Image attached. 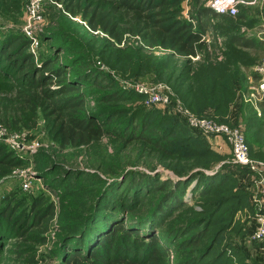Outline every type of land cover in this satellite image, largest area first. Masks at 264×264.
Here are the masks:
<instances>
[{
    "label": "rangeland",
    "instance_id": "1",
    "mask_svg": "<svg viewBox=\"0 0 264 264\" xmlns=\"http://www.w3.org/2000/svg\"><path fill=\"white\" fill-rule=\"evenodd\" d=\"M130 1L149 16L138 27L136 11L121 0H0V264H78L68 259L77 252L82 264H264V240L251 233L264 213V184L234 162L225 135L189 121L192 115L237 130L249 156L264 163V92L253 89L264 59V0L249 11L237 8L247 16L237 34L254 43L237 52L249 54V62L228 53L232 48L214 26L195 57L173 56L148 40L176 20L195 27L196 8L210 0ZM104 18L115 24L120 40L103 31ZM202 65L226 68L216 83L230 92L221 95L216 83L197 84L204 82ZM80 75L89 76L80 86L85 108L99 117L104 132L89 144L61 148L51 131L57 113L41 90L56 91L59 80L78 81ZM177 80L195 86L194 92L187 88L189 99L198 97L192 108L176 95ZM136 86L154 88L167 103H149ZM168 130L175 132L172 141L163 139ZM198 177L225 183L201 193L194 188ZM188 181L183 197L154 215ZM37 208L45 209L38 222ZM231 216L230 227L206 251ZM109 220L135 227L144 221L137 229L143 244L121 235L98 246L111 230ZM147 232L157 240L151 248Z\"/></svg>",
    "mask_w": 264,
    "mask_h": 264
},
{
    "label": "trees",
    "instance_id": "2",
    "mask_svg": "<svg viewBox=\"0 0 264 264\" xmlns=\"http://www.w3.org/2000/svg\"><path fill=\"white\" fill-rule=\"evenodd\" d=\"M121 1L124 2L125 5L129 6L130 8H132L136 11L135 17L137 18V23H138L137 27L140 25L139 24L141 22L140 19H142L143 17L144 18L149 17L148 15H144V14H142V12H139L140 10H143V9L139 8L141 6L140 3H138L136 6L135 3H133V1H130V2H129V0H121ZM174 4L176 5L177 3L176 2H170V4H169L170 8L175 9V11H177L178 8ZM167 9H168V7H167ZM167 9H166V11L169 12ZM194 15L197 18V27L195 29H192V26L189 23H187L185 20L180 19V20H176L174 23H172V25L170 27L161 26V27L157 28L155 31L150 32V34H148L149 35L148 40L151 43L159 46L160 48H162L164 50H166L169 54H171L173 56L186 57V58H188L189 56L195 57L196 55H198L199 50L203 49L205 47L206 40H205V37H202V36L205 33V31L208 29L207 28L208 25H212L210 23V21L213 18H218L219 22L215 23L213 25L215 28L214 30L216 31L217 34L220 33L221 35H223L225 37V40L228 42L229 48L230 47L232 48L233 51H229L228 53L230 54L232 52V53H235L236 55L237 54L244 55V61L249 62V54H245L241 50L237 52V50H239V48H245L246 49V48H250V47L254 46V43L249 38H247V37L244 38L243 36H239L237 34V28L241 24L240 23L241 19L242 18L247 19V16H242V14H240V13L239 14L237 13L236 16L218 15V14L214 13L210 8L204 7V6L197 7ZM245 15H247V12ZM168 21H170V20H168ZM100 23L102 25L103 31H106V32L113 34L116 39L120 40L121 37L112 32L115 29V24L109 22L105 18L103 19V22H100ZM137 30L143 31L144 28L141 26ZM22 43H24V42H22ZM245 65H247V64H245ZM204 67L205 66L202 65V66H200V68L198 70L199 71L198 72L199 80L201 79L204 82L199 81V82H197V84L198 83L199 84H203V83L215 84L217 80L221 79L223 72H229L226 68H223V67L216 68V69H214V68L206 69ZM60 71L61 70H59V69H55L53 71V73H55L56 75H61ZM62 74H64V73H62ZM88 77L89 76L80 75L79 76L80 82H79V79L77 81V80H75V78L68 80V81H66L65 79H61V80H59V87L56 91L51 90V91H48L49 92L48 93L47 90H41V93L48 98V100H47L48 108L51 109L52 113H55V114L57 113V115H56L57 120L55 123L52 124L51 131L53 133L54 139L58 142V144L61 148L86 145V144H89L91 141L100 138L103 135L104 128H103V124H102L101 120H99L98 116L90 113V111H87V109L85 108L84 93L81 92V90H80L81 85L88 84V82H87ZM42 79H43V76L40 77V80H42ZM192 84H195V83H192ZM183 86H188V87L182 88ZM173 87L176 90V92H175L176 95H178L181 98L182 102L187 103V105L184 104L185 106L192 108L191 105L196 104V100L198 99V97H196V96L194 97V94L192 95V98L189 99L190 90L193 92L196 91L194 85L192 87L191 84L190 85L184 84L183 82L177 80V83H175V85H173ZM187 88L189 90V93H187ZM214 89L221 92V95H224V93L230 92V91H228L229 88L227 86H224V85L218 84V83L215 84ZM119 90L121 91V89H119ZM57 95H59V97L54 99V97H56ZM220 97H223V96H220ZM214 99H215V97H214ZM188 102H190V105ZM262 105L264 106V102H262ZM172 107L173 106L171 105L170 108H172ZM196 113H198V112H196ZM144 115H146V114H144ZM164 117L165 118H163V121H166L168 118L166 116H164ZM144 119H147L146 116L144 117ZM145 124L147 125V124H149V122H145ZM187 126L189 128H191L188 124H187ZM172 128H177V127L173 126ZM143 129L144 128H142V131H143ZM168 131L169 132H166V134H164L163 139L166 141H172V139H174L172 137H174L175 132L172 130H168ZM141 135L143 137H146L143 134H141ZM184 137H187V136H184ZM3 163L7 164L8 162L3 161ZM242 168L245 169V172H244L245 175H249V174L254 175V172L251 171L248 167L242 166ZM217 177H216V179H219ZM197 179H198L197 180L198 184H196L194 188L199 189V191L201 193H203L204 189L205 190L212 189L213 187H216L217 185L218 186L220 184L222 185L223 181H225V180H223L220 184H218L219 181L215 180L214 178L211 179V178L198 177ZM189 182L190 181L184 183L179 191L176 190V194L174 196H173V193L170 194L169 196H167L166 199L163 200L164 202H163L162 206L157 207L158 210L154 215L158 214V216H159L162 213L163 209L167 210L172 203H175L176 196L179 199L181 197H183L184 190H185L184 188L187 187ZM158 186L165 187L164 184H162V185L160 184ZM176 186H178V185H176ZM163 187H161V188H163ZM178 187H180V186H178ZM174 189H175V187H174ZM43 210H45V209L37 208L36 213H35V217H34V220H36V222H38L39 219L43 216V212H42ZM218 210L219 209L217 207L214 208L213 210H211V212H212L211 216H213ZM236 210H237V208L234 210V212ZM145 219L146 218H143L142 220L146 221ZM232 219L233 218L231 216V218L229 220L230 222H228V224H226V226L223 225L216 230L210 244H208V246L206 247V251H209L211 244L213 243V240L217 236V234L220 231H224L225 229L230 227ZM112 221L113 220H111L110 222H112ZM144 221H142L141 223L138 224L140 226H136V227H135V225L128 226L124 220L113 221L112 225L110 226L111 230L108 233H105L102 235L98 246L106 245L107 242L109 243V241L113 242V239H114V241L119 240L121 235L126 240L129 239L130 237H134V241H136L137 243L142 245L143 244L142 240H140L138 242L137 237H138L140 232L137 229L138 228L141 229V226L144 223ZM202 223H200V224H202ZM255 228L256 227H254V229ZM148 229L150 230V228H148ZM254 229L251 231L252 234L254 232ZM207 231H208L207 228H205L204 230L201 229L197 233V235H195V237H197L196 241L198 242L199 240H201V238H204L206 236ZM144 235H145V233H144ZM146 236H148L146 238L148 240L146 242V247L151 248L152 245L157 244V240H156L155 236L153 235V233L147 232L145 237ZM110 238H112V239L110 240ZM132 245L135 246V244H132L129 242L128 246L131 247ZM95 255H96L95 252L92 251L91 256L93 257ZM80 257H82V255H80L77 252V253H74L73 255H71L68 259H69V261H74L78 264H82V259H80ZM94 262L101 263L100 261H98V259L97 260L92 259L91 261H90V259L88 260V264H95ZM154 264H156V263H154Z\"/></svg>",
    "mask_w": 264,
    "mask_h": 264
},
{
    "label": "built area",
    "instance_id": "3",
    "mask_svg": "<svg viewBox=\"0 0 264 264\" xmlns=\"http://www.w3.org/2000/svg\"><path fill=\"white\" fill-rule=\"evenodd\" d=\"M257 0H210L208 6L210 9L218 15H229L236 16L238 13L239 5H252ZM260 76V81L256 88L253 87L257 92H264V59L256 71ZM135 91L144 94L148 98L149 103H159L165 101L167 98H162L158 92H155L154 88L146 86H136ZM183 113H187L182 110ZM189 114V113H188ZM189 121L194 127L203 128L205 131L212 132L214 134H223L226 136L228 141L231 143L234 162L248 167L251 171L257 174L258 183L264 184V163L253 160L249 156L248 148L245 144L244 138L237 130H231L227 126H217L212 124H206L204 120H198L192 115L189 117ZM257 225L254 229L252 236L257 240H264V214L257 216Z\"/></svg>",
    "mask_w": 264,
    "mask_h": 264
},
{
    "label": "crops",
    "instance_id": "4",
    "mask_svg": "<svg viewBox=\"0 0 264 264\" xmlns=\"http://www.w3.org/2000/svg\"><path fill=\"white\" fill-rule=\"evenodd\" d=\"M242 6H244L245 7V9L246 10H248L249 11V5H242ZM206 7V6H205ZM208 8H210L209 6H208ZM248 11H246L247 12V15L249 14V12ZM215 20H218V18H213L211 21H210V23L212 24V25H208V29L205 31V33L203 34V36L202 37H206L205 35L207 34V33H209V29H211V28H213V25L215 24ZM247 23L249 24V21H247ZM197 27V24H196V26L195 27H192V29H195ZM247 38H249V36L247 37ZM206 40V39H205ZM249 49V48H248Z\"/></svg>",
    "mask_w": 264,
    "mask_h": 264
}]
</instances>
